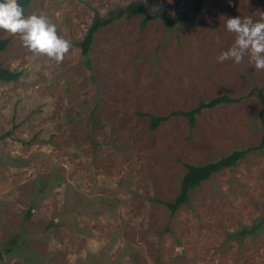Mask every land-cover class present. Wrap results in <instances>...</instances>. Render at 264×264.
<instances>
[{"label": "rangeland", "instance_id": "374dc122", "mask_svg": "<svg viewBox=\"0 0 264 264\" xmlns=\"http://www.w3.org/2000/svg\"><path fill=\"white\" fill-rule=\"evenodd\" d=\"M196 0H30L72 42L56 63L9 42L0 67V264H264V152L189 192L173 214L185 164L259 144L264 70L245 56L217 62L235 34L227 18L260 21L264 0H202L193 23L140 31L124 15L97 30L85 67L79 43L96 19L130 3L189 15ZM190 129L170 116L219 96ZM264 99V91L262 92Z\"/></svg>", "mask_w": 264, "mask_h": 264}, {"label": "trees", "instance_id": "16d2710c", "mask_svg": "<svg viewBox=\"0 0 264 264\" xmlns=\"http://www.w3.org/2000/svg\"><path fill=\"white\" fill-rule=\"evenodd\" d=\"M30 0H22L19 1L21 6L25 10L29 5ZM202 0H196L193 10L189 15L184 16H175L169 17L164 12H156L154 14H150L147 12L145 7L139 3H130L126 7L118 9L116 13L112 16H109L105 19H96L93 21L91 26L88 28L85 37L79 43L80 54L83 58V63L85 67H90L89 60V48L92 44L93 38L97 30L108 26L116 20L121 19L124 15L129 14H137L141 17V21L139 23L140 31L144 30L146 25L152 20L160 21L166 29H172L175 25L178 24H188L193 23L198 17L201 10ZM8 40L4 39L0 41V52L4 50V48L8 44ZM20 77V73H13L5 68L0 67V81L4 83L15 82ZM264 88L259 89L258 93L260 95V102L262 103V110L260 112L259 118L262 124V135L260 142L255 147H250L247 149H236L227 156L223 158H219L212 162L206 163L201 166H196L192 164H185L186 173L182 177L179 186V192L173 202L163 203L171 214L175 213L180 206L184 205L188 200V195L191 190L195 187L199 186L201 183L210 179V177L216 173L221 172L225 169H232L239 161H241L248 153H253L257 151L264 152V99L262 97V92ZM239 99H232L228 96L222 95L219 97H215L208 101H201L195 108L187 111H176L167 116H156L150 117V129L155 130L161 123L166 122L170 116H179L185 118L187 120V124L190 129H193L195 126V120L198 115L202 113L204 110L213 109L221 104H229L238 101ZM1 140V137H0Z\"/></svg>", "mask_w": 264, "mask_h": 264}, {"label": "clouds", "instance_id": "9594fccd", "mask_svg": "<svg viewBox=\"0 0 264 264\" xmlns=\"http://www.w3.org/2000/svg\"><path fill=\"white\" fill-rule=\"evenodd\" d=\"M260 16L256 22L251 16L225 20V28L235 34V40L217 57L218 63L232 60L240 64L248 56L257 71L264 70V14ZM0 30L19 36L24 47L58 64L72 47V42L58 34L57 26L47 16H25L19 0H0Z\"/></svg>", "mask_w": 264, "mask_h": 264}, {"label": "flooded vegetation", "instance_id": "af4514ba", "mask_svg": "<svg viewBox=\"0 0 264 264\" xmlns=\"http://www.w3.org/2000/svg\"><path fill=\"white\" fill-rule=\"evenodd\" d=\"M19 1H22V0H19ZM2 39H0V41H1Z\"/></svg>", "mask_w": 264, "mask_h": 264}]
</instances>
